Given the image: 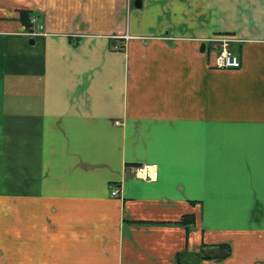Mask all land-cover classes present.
Segmentation results:
<instances>
[{"label": "crops", "instance_id": "0c3cea01", "mask_svg": "<svg viewBox=\"0 0 264 264\" xmlns=\"http://www.w3.org/2000/svg\"><path fill=\"white\" fill-rule=\"evenodd\" d=\"M178 256L264 264V0H0V264Z\"/></svg>", "mask_w": 264, "mask_h": 264}, {"label": "built area", "instance_id": "2783aa9c", "mask_svg": "<svg viewBox=\"0 0 264 264\" xmlns=\"http://www.w3.org/2000/svg\"><path fill=\"white\" fill-rule=\"evenodd\" d=\"M29 34L31 36H38L44 31L43 19L38 15H31L28 19ZM234 40L228 36H212L206 40L213 50L214 54V68L217 70H234L240 67V61L235 55L230 46ZM133 177L143 182H155L158 179V169L152 164H140L129 168ZM118 190H113L111 196L115 197Z\"/></svg>", "mask_w": 264, "mask_h": 264}, {"label": "trees", "instance_id": "16d2710c", "mask_svg": "<svg viewBox=\"0 0 264 264\" xmlns=\"http://www.w3.org/2000/svg\"><path fill=\"white\" fill-rule=\"evenodd\" d=\"M21 17L24 19V18H26V14L25 13H22L21 12ZM181 225L183 224V225H185V223H184V221H182V223H180ZM177 264H189V263H185V260L183 259V258H181V256L179 257L178 256V259H177Z\"/></svg>", "mask_w": 264, "mask_h": 264}, {"label": "water", "instance_id": "95a60500", "mask_svg": "<svg viewBox=\"0 0 264 264\" xmlns=\"http://www.w3.org/2000/svg\"><path fill=\"white\" fill-rule=\"evenodd\" d=\"M140 6H137V8H139Z\"/></svg>", "mask_w": 264, "mask_h": 264}, {"label": "rangeland", "instance_id": "374dc122", "mask_svg": "<svg viewBox=\"0 0 264 264\" xmlns=\"http://www.w3.org/2000/svg\"><path fill=\"white\" fill-rule=\"evenodd\" d=\"M42 264H43V260H42Z\"/></svg>", "mask_w": 264, "mask_h": 264}]
</instances>
